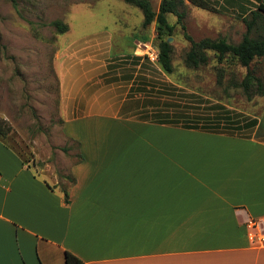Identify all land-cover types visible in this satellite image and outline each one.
<instances>
[{"label":"crops","instance_id":"0c3cea01","mask_svg":"<svg viewBox=\"0 0 264 264\" xmlns=\"http://www.w3.org/2000/svg\"><path fill=\"white\" fill-rule=\"evenodd\" d=\"M115 112L61 184L0 139V264H264V101L245 136Z\"/></svg>","mask_w":264,"mask_h":264},{"label":"rangeland","instance_id":"374dc122","mask_svg":"<svg viewBox=\"0 0 264 264\" xmlns=\"http://www.w3.org/2000/svg\"><path fill=\"white\" fill-rule=\"evenodd\" d=\"M149 1L157 11L160 0ZM209 1L213 10L184 0L186 32L194 40L238 43L243 18L260 0ZM167 18L175 25L170 74L152 59L154 25L143 27L141 10L124 0H16V7L0 0V118L9 126L0 139L61 184L77 159L64 135L82 145L103 141L102 135L123 128L110 118L116 110L122 120L139 121L152 120L166 103L210 116L223 110L240 128L233 132L251 135L248 124L264 96L247 100L236 86L245 68L230 59L217 63L212 52L207 65L186 67L189 43L175 16ZM55 20L68 29L57 32ZM251 67L264 79L262 62ZM83 112L109 117L82 119Z\"/></svg>","mask_w":264,"mask_h":264},{"label":"trees","instance_id":"16d2710c","mask_svg":"<svg viewBox=\"0 0 264 264\" xmlns=\"http://www.w3.org/2000/svg\"><path fill=\"white\" fill-rule=\"evenodd\" d=\"M16 7V0H10ZM126 3L139 8L142 12V26L147 27L154 25L155 47L157 49V64L166 74L173 71L172 66V45L167 39L172 36L175 25L169 23L167 16L174 15L176 25H179L185 40L188 41L189 47L184 54V64L188 68L196 69L200 66L207 65L209 62V52H212L217 63H222L227 59L236 62L245 68L242 79L236 83L247 100L252 99L254 95L264 96V79L256 74L251 64L260 61L264 64V1L260 0L255 9L248 12L243 18L245 23V32L238 43L228 42L224 38H202L194 40L187 32L184 19L186 10L184 0H160L157 11H154L149 0H124ZM190 4L206 10H213L214 7L209 0H188ZM57 32L63 33L68 29L66 24L55 20L53 23ZM147 57V56H146ZM160 114H155L153 123L168 124L180 126L187 129H197L214 133H230L233 130L240 129L231 117L225 116L226 112L219 110L214 115L200 114L188 110V106L174 105L171 103L164 104ZM156 107H158L156 105ZM186 107V108H182ZM193 108V107H192ZM194 109V108H193ZM214 109V108H210ZM226 122L222 123L221 122ZM255 119L249 121L248 127L255 125ZM241 127V126H240ZM9 130L7 122L0 118V136ZM24 161V160H23ZM26 162V161H25ZM65 264H84L83 261L69 251L64 252Z\"/></svg>","mask_w":264,"mask_h":264},{"label":"built area","instance_id":"2783aa9c","mask_svg":"<svg viewBox=\"0 0 264 264\" xmlns=\"http://www.w3.org/2000/svg\"><path fill=\"white\" fill-rule=\"evenodd\" d=\"M156 58H157V54L152 59L156 60ZM258 226L259 225L255 221L248 220L246 222L247 236L250 241L264 244V232L261 231Z\"/></svg>","mask_w":264,"mask_h":264},{"label":"water","instance_id":"95a60500","mask_svg":"<svg viewBox=\"0 0 264 264\" xmlns=\"http://www.w3.org/2000/svg\"><path fill=\"white\" fill-rule=\"evenodd\" d=\"M171 41H172V38H171V37H169V38L167 39V42L170 44V43H171Z\"/></svg>","mask_w":264,"mask_h":264}]
</instances>
